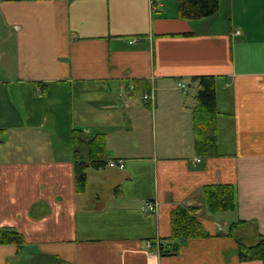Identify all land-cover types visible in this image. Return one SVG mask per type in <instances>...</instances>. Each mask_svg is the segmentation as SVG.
I'll return each mask as SVG.
<instances>
[{
    "label": "crops",
    "instance_id": "1",
    "mask_svg": "<svg viewBox=\"0 0 264 264\" xmlns=\"http://www.w3.org/2000/svg\"><path fill=\"white\" fill-rule=\"evenodd\" d=\"M203 75L216 84L212 155L194 147ZM74 130L124 161L88 167L81 193ZM210 184L235 187L233 220L207 210ZM177 206L207 234L148 250ZM0 230L22 239L0 243V264H264L237 252L264 237V0H219L193 20L178 0H0Z\"/></svg>",
    "mask_w": 264,
    "mask_h": 264
},
{
    "label": "trees",
    "instance_id": "2",
    "mask_svg": "<svg viewBox=\"0 0 264 264\" xmlns=\"http://www.w3.org/2000/svg\"><path fill=\"white\" fill-rule=\"evenodd\" d=\"M219 0H178L179 15L185 19H200L217 12ZM199 89L195 95V105L192 110L194 147L199 155L216 153V105L215 78L211 75L195 77ZM85 142V143H84ZM72 143L75 146L74 180L75 191L81 193L86 188L88 167L101 168L108 164L105 159V145L102 134L85 137L79 130H74ZM88 148V160L78 156L80 145ZM204 198L209 212L232 211L236 209V190L232 184H210L204 186ZM194 207L177 206L171 211V233L163 239L158 254L169 255L179 250L181 243L189 238L201 237L207 234L201 220L194 214ZM21 236L12 230H0V243L20 242ZM237 252L241 260H264V237L252 245H246L237 240Z\"/></svg>",
    "mask_w": 264,
    "mask_h": 264
},
{
    "label": "built area",
    "instance_id": "3",
    "mask_svg": "<svg viewBox=\"0 0 264 264\" xmlns=\"http://www.w3.org/2000/svg\"><path fill=\"white\" fill-rule=\"evenodd\" d=\"M160 0H151V6L154 8L155 5L159 2ZM134 40H131L133 42ZM177 88L183 92H187L189 90V86L181 81L178 80L176 84ZM152 93L151 92H144L142 95V99L146 102H151L152 101ZM110 167H117L122 169L124 167V161L123 159H118V160H110L107 164ZM145 211L149 212H155L157 209V204L154 201H145L144 206H143ZM161 246V240L159 238H155L153 240H148L146 243V247L150 251H155L159 252Z\"/></svg>",
    "mask_w": 264,
    "mask_h": 264
},
{
    "label": "rangeland",
    "instance_id": "4",
    "mask_svg": "<svg viewBox=\"0 0 264 264\" xmlns=\"http://www.w3.org/2000/svg\"><path fill=\"white\" fill-rule=\"evenodd\" d=\"M221 213L224 214L225 216H227L229 219L233 220V216L234 215H233V212L232 211H223ZM231 220H229V221H231ZM243 231H247V230L244 229Z\"/></svg>",
    "mask_w": 264,
    "mask_h": 264
}]
</instances>
